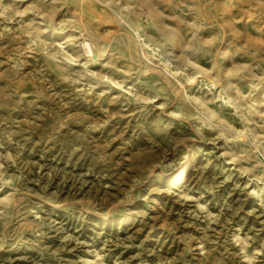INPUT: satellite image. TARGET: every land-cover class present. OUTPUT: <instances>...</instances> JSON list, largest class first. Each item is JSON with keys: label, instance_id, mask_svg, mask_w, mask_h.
Returning a JSON list of instances; mask_svg holds the SVG:
<instances>
[{"label": "rangeland", "instance_id": "374dc122", "mask_svg": "<svg viewBox=\"0 0 264 264\" xmlns=\"http://www.w3.org/2000/svg\"><path fill=\"white\" fill-rule=\"evenodd\" d=\"M94 259L264 264V0H0V264Z\"/></svg>", "mask_w": 264, "mask_h": 264}, {"label": "bare ground", "instance_id": "6f19581e", "mask_svg": "<svg viewBox=\"0 0 264 264\" xmlns=\"http://www.w3.org/2000/svg\"><path fill=\"white\" fill-rule=\"evenodd\" d=\"M85 31V30H84ZM86 40V39H85ZM88 40V39H87ZM84 43H86V41H84ZM85 45V44H84ZM82 45V46H84ZM85 47V46H84ZM87 47V46H86ZM83 52V50H82ZM179 57V56H178ZM182 57V56H181ZM216 112V111H215ZM186 170L187 168L186 167H183V168H180V169H177L176 171V174L175 176L173 177L174 180H172V183L171 184H177V183H180V182H183L185 177H186ZM134 209V208H133ZM136 209V208H135ZM93 246V245H92ZM96 247V246H95ZM91 251V254L90 256H97L98 254V250H96V248H92L89 250ZM94 264H97L98 263V259H94Z\"/></svg>", "mask_w": 264, "mask_h": 264}]
</instances>
